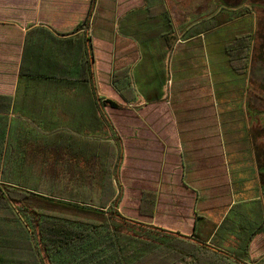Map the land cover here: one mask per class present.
I'll use <instances>...</instances> for the list:
<instances>
[{
  "label": "crops",
  "instance_id": "crops-1",
  "mask_svg": "<svg viewBox=\"0 0 264 264\" xmlns=\"http://www.w3.org/2000/svg\"><path fill=\"white\" fill-rule=\"evenodd\" d=\"M90 3L0 0V116L23 123L47 120L50 126L63 127L74 141L66 158L70 163L79 158L80 165L89 156V141L113 143L114 133L122 151L116 178L128 182L134 201L132 220L208 249L220 246L224 250L219 253L230 260L236 257L225 250L237 249L249 232H256L248 243V258L236 261L264 264V169L257 167L262 150L255 151L260 140L256 129L264 131V108L256 106L258 97L249 94L247 73L237 74L240 92L230 96L234 100L224 101L222 114L229 136L234 135L226 143L216 124L213 93L166 94L172 51L189 46L184 58L172 60L171 66L178 63L186 74L195 71L194 56L199 52L195 40H203L204 34L192 32L181 41L171 25L160 45L140 52L130 35L103 33L102 28L95 33L97 0L91 8ZM89 9L87 26H80ZM191 27L195 24L185 31ZM224 62L228 65L227 58ZM114 85L122 88L127 102ZM233 89L227 88L229 93ZM92 92L101 98L99 102ZM104 100L117 107L103 104ZM249 110L263 119L255 117L248 125ZM29 130L25 123L16 132ZM238 133L246 134L244 143L235 139ZM1 151L3 166V147ZM142 191L157 195L150 219L137 214Z\"/></svg>",
  "mask_w": 264,
  "mask_h": 264
},
{
  "label": "trees",
  "instance_id": "trees-1",
  "mask_svg": "<svg viewBox=\"0 0 264 264\" xmlns=\"http://www.w3.org/2000/svg\"><path fill=\"white\" fill-rule=\"evenodd\" d=\"M217 1L220 11L198 29L195 26L194 33L217 29L249 13L240 9L242 0ZM93 4L91 0L90 8ZM152 9V17H161L170 31L165 1L156 0ZM89 17L90 9L80 26H87ZM251 46L250 34L235 36L224 46L228 65L238 75L247 72ZM114 86L127 102L122 88ZM102 103L117 107L110 100ZM27 121L31 130L20 134L16 130L25 126L23 120L0 116V264H243L236 260L248 258V243L256 232H249L237 249L225 250L235 255L236 260H230L219 253L224 250L220 246H198L122 216L116 186L122 151L114 133L113 143L89 141V156L80 165L79 158L74 163L66 158L74 141L63 127L50 126L47 120ZM257 167L264 169V159L257 158ZM156 202L154 191H142L138 216L152 218Z\"/></svg>",
  "mask_w": 264,
  "mask_h": 264
},
{
  "label": "rangeland",
  "instance_id": "rangeland-1",
  "mask_svg": "<svg viewBox=\"0 0 264 264\" xmlns=\"http://www.w3.org/2000/svg\"><path fill=\"white\" fill-rule=\"evenodd\" d=\"M164 1L175 35L181 41L192 32L194 33L195 29L192 27L188 31H185L189 25L195 24L198 29L199 23L202 24L204 22L203 24H206L205 22L211 16L220 11V4L217 0ZM140 2L141 0H132V2L131 0H97L94 16L95 33L102 28L103 33L110 31V33L130 35L131 40L139 45L140 52L152 50L160 45L165 27L163 26L161 17H152L154 9L151 12L149 11L156 3V0H144L141 10L137 7L140 5ZM241 3L240 9L244 10V8H247L249 13L222 27L207 30L203 32L205 36L203 40H195V43L199 45V52L194 56L197 63L195 71L186 74V71L178 68V63L171 66L172 60L174 63L180 62L181 57L184 58V52L189 46L174 48L171 53L169 78H167L168 85L166 87L167 95L172 93L173 95H182V97L205 94L208 91L213 93L217 101L215 105L216 124L223 129L221 132L226 143L229 137L233 140L234 135L229 136L228 123L222 114L224 101L226 97L234 100V97L230 96H235L238 91L240 92L238 89L242 86L241 82H238L240 81L238 78H241V76H237L224 62L227 58L224 52V45L231 43L235 36L250 34L252 37V46L245 78L249 85L247 87L249 94L258 97L255 101L256 106L264 108V0H242ZM167 40L170 42V37ZM142 55L145 57L144 54ZM234 77L238 80L236 81ZM225 84L228 86L226 89L224 88ZM227 88L235 89L229 93ZM249 115L246 123L250 126L254 123L255 117H259L261 120L264 118L253 110H249ZM233 125L237 126V123L235 122ZM256 130L259 131L260 140L255 147V151L259 153L262 150L258 155L261 160L264 159V131H260L259 128ZM245 138L246 134L243 133L235 135V139L241 140L242 143L245 142ZM254 139L257 140L255 137ZM116 186L120 196L124 197L120 207L118 205V211L126 219L132 220L131 217H135L133 213L134 201H132L127 190L128 182L126 179H121V177L120 181L116 178Z\"/></svg>",
  "mask_w": 264,
  "mask_h": 264
}]
</instances>
